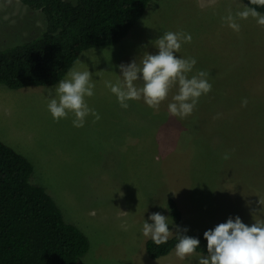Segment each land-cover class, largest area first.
<instances>
[{
	"label": "rangeland",
	"instance_id": "obj_1",
	"mask_svg": "<svg viewBox=\"0 0 264 264\" xmlns=\"http://www.w3.org/2000/svg\"><path fill=\"white\" fill-rule=\"evenodd\" d=\"M241 4L156 0L118 44L82 52L70 70L88 68L95 87L86 102L100 115L96 122L89 115L82 128L73 127L71 114L57 122L48 111L59 82L18 90L0 85V142L28 160L30 182L87 237L79 264H198L195 256L179 260L175 248L157 259L144 252L150 239L142 234L144 220L151 223L157 212L169 217V199L187 236L230 217L248 226L264 221V26L249 18L234 32L221 19L243 10ZM43 27L39 12L0 1V51L36 38ZM169 31L191 35L176 55L196 59L189 77L210 73L211 92L183 119L168 112L176 88L159 110L143 99L121 108L105 81L122 80L121 64L157 54L155 41Z\"/></svg>",
	"mask_w": 264,
	"mask_h": 264
},
{
	"label": "trees",
	"instance_id": "obj_2",
	"mask_svg": "<svg viewBox=\"0 0 264 264\" xmlns=\"http://www.w3.org/2000/svg\"><path fill=\"white\" fill-rule=\"evenodd\" d=\"M3 1V0H0ZM42 15L43 31L34 39L0 51V85L10 90L53 86L80 54L112 47L123 40L156 0H16ZM246 6L249 0H241ZM264 14V7L257 8ZM45 28V29H44ZM26 158L0 142V264H79L89 249L87 237L64 221L59 208L39 185L30 182ZM169 217L180 227L176 203L167 201ZM198 253L205 254L203 235ZM178 241L144 243L149 259L168 255Z\"/></svg>",
	"mask_w": 264,
	"mask_h": 264
},
{
	"label": "clouds",
	"instance_id": "obj_3",
	"mask_svg": "<svg viewBox=\"0 0 264 264\" xmlns=\"http://www.w3.org/2000/svg\"><path fill=\"white\" fill-rule=\"evenodd\" d=\"M243 9L222 17V21L234 32L240 31L238 21L252 18L260 26H264V14L257 8L264 7V0H249L248 6L240 5ZM192 37L184 32H166L155 41L157 54L146 53L137 64L136 60L128 65L119 66L122 80L115 84L105 81V87L117 98L120 107L127 109L129 101L143 102L153 110H159L171 90L177 89L168 104L171 116L181 119L190 116L194 111L199 98L212 90L209 83V72H193L197 61L195 58H180L176 54L180 51L182 43H191ZM78 63H82L78 60ZM142 81V86H137ZM95 84L88 68L84 71L72 69L67 78L59 81L55 89V97L49 99L48 111L54 121L66 119L71 114L73 127L82 128L86 118L91 115L94 121H99L100 115L91 109L86 98L94 95ZM52 96V89L48 90ZM242 107L247 106L243 100ZM224 159H228L225 155ZM121 195H123L121 193ZM128 214V213H125ZM151 223L144 220L142 234L160 246L175 238L176 257L184 261L197 257L198 264H264V221H256L251 226L245 225L239 217L229 218L226 222L217 225L214 229L204 232L206 240V255L197 252L200 241L197 238L185 235L187 228L181 229L175 225L170 217L159 212L148 217ZM172 226L173 231L169 230Z\"/></svg>",
	"mask_w": 264,
	"mask_h": 264
}]
</instances>
